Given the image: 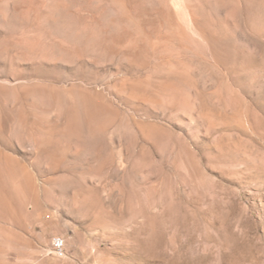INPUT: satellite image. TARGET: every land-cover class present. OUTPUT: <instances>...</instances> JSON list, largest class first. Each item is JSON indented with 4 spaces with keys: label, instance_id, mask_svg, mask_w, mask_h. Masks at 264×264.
I'll return each mask as SVG.
<instances>
[{
    "label": "rangeland",
    "instance_id": "obj_1",
    "mask_svg": "<svg viewBox=\"0 0 264 264\" xmlns=\"http://www.w3.org/2000/svg\"><path fill=\"white\" fill-rule=\"evenodd\" d=\"M0 264H264V0H0Z\"/></svg>",
    "mask_w": 264,
    "mask_h": 264
},
{
    "label": "built area",
    "instance_id": "obj_2",
    "mask_svg": "<svg viewBox=\"0 0 264 264\" xmlns=\"http://www.w3.org/2000/svg\"><path fill=\"white\" fill-rule=\"evenodd\" d=\"M52 250L58 257L65 256V241L61 237H55L52 241Z\"/></svg>",
    "mask_w": 264,
    "mask_h": 264
}]
</instances>
